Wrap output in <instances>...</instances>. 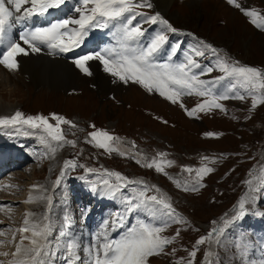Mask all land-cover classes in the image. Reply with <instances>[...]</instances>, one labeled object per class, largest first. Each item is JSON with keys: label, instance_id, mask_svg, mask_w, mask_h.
Instances as JSON below:
<instances>
[{"label": "snow or ice", "instance_id": "obj_1", "mask_svg": "<svg viewBox=\"0 0 264 264\" xmlns=\"http://www.w3.org/2000/svg\"><path fill=\"white\" fill-rule=\"evenodd\" d=\"M66 0H0V66L9 73H17L21 64L20 56L39 54L45 49L50 56L56 57L79 49L93 29H111V40L99 50L90 51L72 58L71 63L84 75L91 76L89 62L98 61L105 73L127 85H139L149 94H158L173 105L184 108L187 116L208 114L213 110L227 112L223 102L229 100L245 101L251 97V108L264 105V68L241 64L226 54L223 49L213 46L199 38L184 52V59L175 62L180 43L175 44L167 53L163 62L157 59L164 52L168 42L167 33H178L159 12L148 15L138 9H152V0H78L74 12L78 17L68 16L46 26H29L34 17H44L52 9H59ZM258 29L264 30V15L255 9L242 7L237 0H228ZM140 18V19H138ZM159 25L160 30L146 40L144 25ZM17 29H19L17 31ZM211 55L215 63L204 66L199 58ZM199 70V71H197ZM218 71L222 75L214 79L202 77ZM223 85L222 87H217ZM203 98L191 109L185 108L183 97ZM50 120L55 121L51 123ZM167 123V121H165ZM69 126L65 130L62 126ZM95 128V125H91ZM77 125L63 115L52 113L25 115L15 111L13 115L0 117V131L9 136L23 135L35 137L43 151L34 152L37 157L55 154L65 146L75 148L76 141L67 139ZM208 137L217 136L208 132ZM222 135V134H221ZM87 143L105 152L125 156L119 136L107 130L97 129L88 133ZM132 156L137 164L156 173L165 172V166L171 167L174 161L166 159L167 154L160 152L159 159ZM220 158H224L223 154ZM217 159L202 158L203 166L183 171L190 175L186 183L174 180L177 188L185 191H199L205 185L204 178L214 169L209 164ZM83 170L78 179L83 181L90 192L96 196L119 201V207L104 218L98 229L85 236L77 228L73 209L64 193L57 198L56 190L63 187L71 173ZM245 181L247 190L234 206L231 214L213 221L215 225L206 234L200 236L189 252V258H181L176 264H194L200 246L207 245L203 253V264H264V235L252 237L241 228L249 215L264 218V210L259 202L264 199V166L258 172H250ZM172 180L173 177L169 176ZM153 193V194H149ZM40 201L45 203L46 211L37 215L28 212L19 243L15 245L12 259L8 264H150V258L165 254L168 245L180 236L165 235L173 224L187 225L188 221L173 207L170 197L155 185L146 181L134 180L118 171L98 170L78 163L76 159H67L53 184V192L48 193L41 187V194L30 195L25 203ZM59 204L60 215L53 214V208ZM81 219L90 216L89 209H79ZM136 215L135 223L125 227L127 218ZM35 217V218H33ZM124 229L118 238L112 232ZM29 234V235H25ZM6 232L0 230V236ZM15 235L13 234V240ZM27 241V243H25ZM3 243V242H0ZM172 249L170 255H175ZM223 253V255L221 254ZM7 256V252L0 253ZM0 264H4L0 261Z\"/></svg>", "mask_w": 264, "mask_h": 264}, {"label": "rangeland", "instance_id": "obj_2", "mask_svg": "<svg viewBox=\"0 0 264 264\" xmlns=\"http://www.w3.org/2000/svg\"><path fill=\"white\" fill-rule=\"evenodd\" d=\"M189 2L190 0H175L171 4V13L179 17L177 24L163 14L155 1L154 8L143 9L146 13L150 11L151 15L152 12L159 11L180 30L178 33H167L169 39L164 52L157 57L159 61L166 60L168 51L177 43H180L181 48L174 60L182 61L184 52L195 43L194 38H199L223 49L241 64L264 68V30L255 27L250 22V18L234 5L229 4L228 0H199L198 7L188 8ZM237 2L242 7L255 9L264 15V0H237ZM77 3V0H66L63 7L67 14L64 18L78 17L73 10ZM63 15L56 10L49 20L53 22L64 19ZM33 21L29 22V26ZM146 26L148 27L144 25ZM110 30L106 29V31ZM159 30L160 26L155 28L156 32ZM154 34L149 30L146 31V40ZM110 40L111 35L106 41ZM91 46L97 49L96 42H92ZM37 55L53 58L46 53V50ZM56 58L60 59L59 56ZM199 60L204 66L215 63L211 55ZM90 71L92 75L87 76L78 69L75 70L81 78L76 76L73 82L67 85L68 88L57 87V90L54 88L49 90L43 85L36 87L34 82L23 80L25 86L18 90L19 92L16 90V94H11V102L0 103V117L13 115L17 110L25 115L50 116L55 113L73 121L77 129H83V131L73 129L72 132L75 134L69 133L66 137L76 141L75 148L65 146L58 149L55 154L37 157L34 152L43 150L34 137L25 146L20 143L21 148H27L31 160L22 165L8 160L7 174L2 177L3 183L0 184V189H3L0 190V230L6 232L5 236H0V242H3L0 243V253L7 252L8 255H0V261L8 264L13 258L15 245L21 239L18 229L22 227L26 213L39 215L42 213V207L46 206L45 203L36 201L35 207L32 209L27 207L29 211H26L23 207L26 195H40L41 187L48 191L52 189L49 193L51 194L54 181L60 174L61 164L67 159H76L78 163L101 171L103 169L118 171L130 179L143 180L148 185L157 186L163 194L170 197L173 207L188 221V224H173L165 231L164 234L169 237L175 236L177 230L181 234L173 244L166 247L165 254L150 258V264H176L181 258L187 260L195 241L215 226L212 222L231 214L234 206L247 190L245 181L250 178L249 173L258 172L259 168L264 166V105H258L256 109L249 111L251 97L245 101L229 100L223 102L227 109L226 113L213 110L208 114L189 117L184 108L171 104L158 94H149L139 85L132 83L125 85L118 81L105 73L98 61L97 72ZM220 75L222 73L214 70L202 78L211 80ZM92 76H97L99 86L102 80H106L108 84L105 88L97 86L96 91L97 84L93 82ZM47 94L51 97H47ZM0 97L9 100V96L3 91V83H0ZM202 99L186 96L182 98V103L185 108L191 109ZM50 122L55 123L52 120ZM91 125H95V128ZM62 127L65 130L69 128L67 125ZM97 129L107 130L115 136L125 138L124 142L121 140L122 144L131 142L134 154L139 153L140 156H147L149 159H159L158 154L164 152L167 154L166 159L174 161V164L171 167L165 166L167 173L165 175L156 173L154 168L148 169L137 164L132 156H121L115 152L109 154L95 148L86 141L89 139L88 133ZM208 132L216 133L217 136L208 137L205 135ZM1 134L6 138L14 137L9 136L6 131H0ZM122 148L128 154L132 152L130 148L124 146ZM222 154L224 158H220ZM205 156L218 160L217 163L208 165L213 167L214 171L202 181L205 186L195 192L177 188L174 180H179L183 184L190 179V175H194V172L189 174L183 169L191 167L195 170L203 166L202 158ZM80 175H83V170L78 168L70 174L63 187L57 189L56 193L57 198L60 193L67 196L73 209L76 227L82 229L87 237L89 233L98 229L104 218L119 207V201L92 194L85 183L78 179ZM169 176L173 179L170 180ZM39 204L42 206L38 207ZM259 207L264 210V199L259 202ZM81 208L89 209L90 216L81 219L79 213ZM61 212V206L56 204L53 214L60 215ZM135 220V214L129 216L125 227L135 223ZM241 228L252 234V237L264 235V218L249 215L242 222ZM123 231L124 229H118L112 232L111 236L118 238ZM207 247V245L200 246L194 264H203V253ZM172 249L176 250L175 255L168 254ZM56 264L63 262L57 260Z\"/></svg>", "mask_w": 264, "mask_h": 264}, {"label": "bare ground", "instance_id": "obj_3", "mask_svg": "<svg viewBox=\"0 0 264 264\" xmlns=\"http://www.w3.org/2000/svg\"><path fill=\"white\" fill-rule=\"evenodd\" d=\"M157 3V7L163 11V14H166L175 24L179 21V17L176 15L172 14L170 11V6L175 0H154ZM154 1L152 3H154ZM199 0L193 1L190 0V2L187 4L188 8L191 6H197ZM198 7V6H197ZM154 8V7H153ZM196 8V7H195ZM155 10V9H154ZM159 12V11H158ZM162 14V15H163ZM252 31V30H251ZM81 55V49H75L73 52L69 54V58L72 60V58ZM18 60L21 64V68L17 73H9L7 70L3 68V66H0V74L3 76H6L12 83H15L17 87V91L21 90L23 86H25L23 83V80L34 82V85L37 87L43 85L46 86L47 89H52L57 90L59 88H64L70 83L73 82V80L77 77L81 78V76L77 75L75 73V70L77 68L71 63V60L64 61V59H59V58H49L46 55H37V54H30L29 56H20L18 57ZM90 65V70L97 72V61H91L89 62ZM93 77V76H92ZM93 82L97 84V76L93 77ZM33 84V83H32ZM108 83H106V80H102L100 86L97 84L95 85L96 91H97V86L98 88H105ZM29 86V85H28ZM75 86V85H74ZM32 87V86H31ZM69 86H67L68 88ZM35 89V88H33ZM107 90V89H106ZM16 91V90H15ZM15 91L13 92L14 94ZM103 91V90H102ZM19 92V91H18ZM17 92V93H18ZM56 92V91H55ZM58 93V92H57ZM109 93V92H107ZM13 94V95H14ZM44 96V95H43ZM42 96V97H43ZM46 96V95H45ZM47 97H51L50 94H47ZM46 97V98H47ZM57 97V96H56ZM73 101V100H71ZM34 139V137L28 138V137H23V136H14L12 138L8 139L7 144H3L0 141V175L3 176V174L7 171V161L9 160L10 156H13L15 159V163H26L28 160H31L32 157L28 154L27 148L19 149L18 144L21 143L23 146L27 142H30ZM124 142V140H123ZM28 144V143H27ZM38 145V143H37ZM125 148H130L132 152L130 154L126 153L127 156H133L134 151L131 147V144L126 143L122 144ZM138 158V156H137ZM58 160V159H57ZM64 162V161H63ZM62 162V164H63ZM61 164V167H62ZM59 167V168H61ZM3 180L0 177V184L3 183ZM3 190V189H0ZM50 190V187H49ZM52 191V189L50 190ZM48 191V193H50ZM30 193V192H29ZM32 193V192H31ZM35 196L34 194H28ZM26 195V200L29 198ZM35 202L32 203H23V207L26 211L27 207L32 209L35 207ZM42 206V204L38 207ZM38 209V208H36ZM42 209H46V206H43ZM35 218V217H33ZM23 226V225H22ZM29 235V234H25Z\"/></svg>", "mask_w": 264, "mask_h": 264}, {"label": "clouds", "instance_id": "obj_4", "mask_svg": "<svg viewBox=\"0 0 264 264\" xmlns=\"http://www.w3.org/2000/svg\"><path fill=\"white\" fill-rule=\"evenodd\" d=\"M0 83H3V91L9 96V100H4L0 97V103L8 104L11 102V94L17 90V85L12 83L6 76L0 74Z\"/></svg>", "mask_w": 264, "mask_h": 264}]
</instances>
